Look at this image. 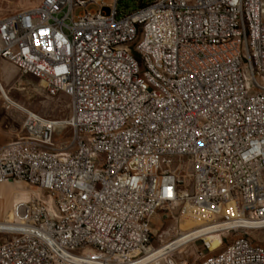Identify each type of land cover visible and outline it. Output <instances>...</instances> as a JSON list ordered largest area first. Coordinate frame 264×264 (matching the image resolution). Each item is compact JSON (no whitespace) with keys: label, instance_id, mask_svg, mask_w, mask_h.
Instances as JSON below:
<instances>
[{"label":"built area","instance_id":"obj_1","mask_svg":"<svg viewBox=\"0 0 264 264\" xmlns=\"http://www.w3.org/2000/svg\"><path fill=\"white\" fill-rule=\"evenodd\" d=\"M123 47L145 59L164 95L143 88ZM0 61L68 100L59 121L22 108L28 138L80 149L71 165L0 152V184L42 194L0 220V264H194L154 235L164 209L221 226L187 243L264 231V87L254 78L264 72V0H151L130 13L119 0H41L0 19ZM247 61L252 91L239 105ZM156 64L180 80L157 76ZM141 118L148 127L135 135ZM215 264H264V255L234 243Z\"/></svg>","mask_w":264,"mask_h":264},{"label":"rangeland","instance_id":"obj_2","mask_svg":"<svg viewBox=\"0 0 264 264\" xmlns=\"http://www.w3.org/2000/svg\"><path fill=\"white\" fill-rule=\"evenodd\" d=\"M110 1L111 0H102V2L106 4L110 3ZM139 1L140 0H119V9L123 12L130 13L137 9ZM40 2L41 0H0V19L9 14L34 8ZM91 9H96V7H91ZM0 81L8 97L23 108L29 109L51 120L59 121L67 117L68 100L65 97H48L45 93L44 85L39 80L30 76H21L5 62H0ZM22 124L23 115L21 111L13 107L7 108V104L0 93V148L16 139V136L22 135ZM24 184L18 183L15 186L5 184L1 186L4 190L0 198L1 196L4 198L3 202L6 206V215L9 213L14 203L13 201H15L20 191H24L25 189L39 193L37 189L33 187L29 188ZM211 220V218L194 214L191 211L181 218L178 211L164 209L159 211L153 218L152 231L154 235H168L163 239L164 245L170 243L175 244L180 237L189 232L210 225L207 223ZM239 234L243 235V229L230 230L229 235L224 237H220L219 234H216L215 236L206 237L205 241L199 240L190 243H179L171 249L176 251V258L188 259L190 261L195 260L194 264H201L206 259L221 252ZM249 237L255 243L264 245V231L253 232ZM206 244L207 246H205ZM153 246L158 248L160 245L154 242Z\"/></svg>","mask_w":264,"mask_h":264},{"label":"bare ground","instance_id":"obj_3","mask_svg":"<svg viewBox=\"0 0 264 264\" xmlns=\"http://www.w3.org/2000/svg\"><path fill=\"white\" fill-rule=\"evenodd\" d=\"M100 1V0H96ZM123 54L129 60H132L134 69H136V75L140 77V83L143 88H146L148 92L153 95H164V87H159L156 84V79L150 76L148 71H146V61L140 56H136V50L133 47H123ZM248 59L256 60L255 51H248ZM247 70H254V61H247V69L239 68V80L241 81V90H239V105H246V98L249 97V91H252V77L250 72ZM156 75L159 77H164L166 81H176L180 80V73L174 71H167L164 64H156ZM254 78L258 80L262 87H264V72L254 71ZM21 90V89H20ZM0 93L2 95L5 103L10 104L13 108L21 111L23 108L18 103L12 101L0 81ZM148 127V118H141L137 125L134 127L135 135H144L145 130ZM21 138H26V144H21V138H16L4 147L0 148V152L4 155L9 156L10 159L21 158L22 155H37V152H46V158L60 160L64 165H71V160H76L80 158V149H68L67 147H52L49 142H42L39 144V139L28 138L29 130H21ZM57 132V129H56ZM84 146H98V139L95 138H83ZM14 146V147H13ZM94 157H103V150H94ZM24 184L22 182L16 183H2L0 187L8 184L10 186H15L16 184ZM29 187L28 185L24 184ZM34 188V187H33ZM36 189V188H35ZM4 188H0V195H2ZM31 193V194H30ZM42 194L39 192H33L30 190L20 191L18 196L15 198V202L18 201H28L32 198L41 197ZM2 196L0 198V220L7 221L10 219L12 206L9 213L6 215V206L3 202ZM13 203V204H14ZM12 204V205H13ZM23 221H30V214H23ZM221 226H204L197 228L188 234L180 237L175 244L170 243L165 249H171L175 245L183 242H187L192 237H198L205 235L209 231L216 230ZM14 229H21V221H14ZM243 229V228H236ZM234 243H240L241 245L247 246L248 250L259 252L260 255H264V245L255 243L247 234L238 235L236 238L229 243L221 252L215 254L214 256L206 259L201 264H215L220 258L232 257L234 254ZM173 244V245H172ZM50 264H58L57 260H50Z\"/></svg>","mask_w":264,"mask_h":264},{"label":"trees","instance_id":"obj_4","mask_svg":"<svg viewBox=\"0 0 264 264\" xmlns=\"http://www.w3.org/2000/svg\"><path fill=\"white\" fill-rule=\"evenodd\" d=\"M151 0H140L138 2V7L144 6L146 4H148Z\"/></svg>","mask_w":264,"mask_h":264},{"label":"crops","instance_id":"obj_5","mask_svg":"<svg viewBox=\"0 0 264 264\" xmlns=\"http://www.w3.org/2000/svg\"><path fill=\"white\" fill-rule=\"evenodd\" d=\"M1 62V61H0Z\"/></svg>","mask_w":264,"mask_h":264}]
</instances>
